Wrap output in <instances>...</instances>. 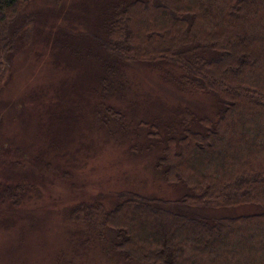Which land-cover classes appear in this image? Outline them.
<instances>
[{"label": "trees", "instance_id": "1", "mask_svg": "<svg viewBox=\"0 0 264 264\" xmlns=\"http://www.w3.org/2000/svg\"><path fill=\"white\" fill-rule=\"evenodd\" d=\"M30 1L0 0V79L28 26L15 23L19 8ZM100 25L97 40L111 58L100 57L102 98L120 65L165 64L164 82L214 96L218 110L203 116L182 105L166 127L137 124L148 151H161L155 168L163 181L186 188L181 197L123 191L111 209L73 206L70 220L102 238L111 230L113 250L128 263L264 264V212L208 219L193 210L264 208V0H110ZM128 84L119 79L121 90ZM98 108L103 129L122 116L107 102Z\"/></svg>", "mask_w": 264, "mask_h": 264}, {"label": "rangeland", "instance_id": "2", "mask_svg": "<svg viewBox=\"0 0 264 264\" xmlns=\"http://www.w3.org/2000/svg\"><path fill=\"white\" fill-rule=\"evenodd\" d=\"M109 2L31 0L19 8L15 23L28 26L0 79V264H133L113 250L115 233L102 238L72 222L70 210L82 202L111 209L123 191L160 199L186 192L163 181L155 168L161 151H148L137 124L166 127L182 105L214 117L216 98L168 85L161 74L169 65L126 63L102 98L100 57L111 58L97 35ZM121 78L129 82L122 90ZM99 102L122 114L105 129ZM193 210L208 219L264 212L257 205Z\"/></svg>", "mask_w": 264, "mask_h": 264}]
</instances>
